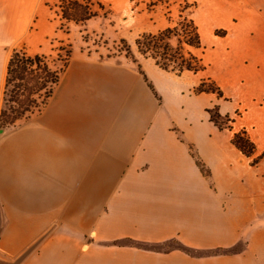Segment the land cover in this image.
I'll return each instance as SVG.
<instances>
[{"label":"crops","instance_id":"0c3cea01","mask_svg":"<svg viewBox=\"0 0 264 264\" xmlns=\"http://www.w3.org/2000/svg\"><path fill=\"white\" fill-rule=\"evenodd\" d=\"M54 1L0 0V119L11 56ZM194 2L206 69L193 74L222 97L72 58L41 115L0 129L1 255L48 233L23 264H264V0Z\"/></svg>","mask_w":264,"mask_h":264},{"label":"rangeland","instance_id":"374dc122","mask_svg":"<svg viewBox=\"0 0 264 264\" xmlns=\"http://www.w3.org/2000/svg\"><path fill=\"white\" fill-rule=\"evenodd\" d=\"M197 8L194 0H121L107 7L97 0H55L51 10L38 20L27 51H19L31 58L43 57L56 71H63L72 58L128 63L144 72L147 67L162 71L153 59L139 53L137 40L145 33L175 27L183 12ZM37 53L40 55L33 56ZM162 72L191 92L206 75Z\"/></svg>","mask_w":264,"mask_h":264},{"label":"trees","instance_id":"16d2710c","mask_svg":"<svg viewBox=\"0 0 264 264\" xmlns=\"http://www.w3.org/2000/svg\"><path fill=\"white\" fill-rule=\"evenodd\" d=\"M192 13L193 10L185 14L183 12L175 27L156 34L141 35L137 40L139 53L145 58L153 59L158 67L168 73L182 75L186 72L198 74L204 71L206 67L203 60L193 52V50L201 49V38L198 27L191 17ZM65 69L53 70L44 62L43 57L31 58L23 51H15L8 66L0 127L5 132H9L31 120L33 116L41 115L53 97ZM140 71L145 75L144 71ZM195 92L197 94L211 93L219 98L222 97L220 88L210 79L202 80ZM209 113L211 121L220 130L230 128L233 119L229 115L223 116L218 108L209 110ZM233 143L245 155L253 154L254 146L246 132L236 134ZM182 250L193 256L212 254L184 247Z\"/></svg>","mask_w":264,"mask_h":264},{"label":"water","instance_id":"95a60500","mask_svg":"<svg viewBox=\"0 0 264 264\" xmlns=\"http://www.w3.org/2000/svg\"><path fill=\"white\" fill-rule=\"evenodd\" d=\"M4 133L3 130L0 131ZM48 236L46 233L42 236L37 242H35L30 248H28L23 254H21L16 259H6L0 254V264H23L29 257L34 253V251L40 246V244L44 241V239Z\"/></svg>","mask_w":264,"mask_h":264}]
</instances>
